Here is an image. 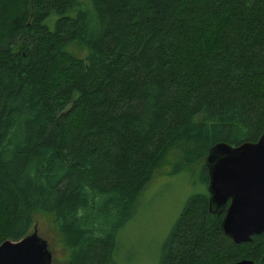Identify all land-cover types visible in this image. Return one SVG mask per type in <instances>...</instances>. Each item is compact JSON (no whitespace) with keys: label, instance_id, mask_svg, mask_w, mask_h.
<instances>
[{"label":"trees","instance_id":"16d2710c","mask_svg":"<svg viewBox=\"0 0 264 264\" xmlns=\"http://www.w3.org/2000/svg\"><path fill=\"white\" fill-rule=\"evenodd\" d=\"M263 133L264 0H0V244L49 214L63 264H114L162 164L206 187L212 146ZM207 202L157 264H264V232L233 244Z\"/></svg>","mask_w":264,"mask_h":264},{"label":"water","instance_id":"95a60500","mask_svg":"<svg viewBox=\"0 0 264 264\" xmlns=\"http://www.w3.org/2000/svg\"><path fill=\"white\" fill-rule=\"evenodd\" d=\"M208 211L222 213L220 229L233 244L264 232V133L254 143L212 146L204 159ZM227 204V205H226ZM51 254L35 233L0 244V264H50ZM231 264H253L241 260Z\"/></svg>","mask_w":264,"mask_h":264},{"label":"rangeland","instance_id":"374dc122","mask_svg":"<svg viewBox=\"0 0 264 264\" xmlns=\"http://www.w3.org/2000/svg\"><path fill=\"white\" fill-rule=\"evenodd\" d=\"M75 51L78 56L83 55L80 49ZM169 168L166 161L155 171L139 197L134 215L118 231L112 254L114 264H157L162 242L185 200L206 191L199 173H194L197 166H191L188 173L174 175H168ZM32 233L45 241L51 254L50 264H63L65 252L55 232L52 215H32L28 234Z\"/></svg>","mask_w":264,"mask_h":264}]
</instances>
